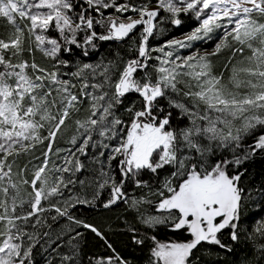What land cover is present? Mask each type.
Wrapping results in <instances>:
<instances>
[{"label": "snow or ice", "instance_id": "obj_1", "mask_svg": "<svg viewBox=\"0 0 264 264\" xmlns=\"http://www.w3.org/2000/svg\"><path fill=\"white\" fill-rule=\"evenodd\" d=\"M152 3L0 0L10 26L0 36V264H128L76 215L97 202L126 204L148 231L191 237L161 242L131 228L135 244L152 241L148 264H195L202 243L231 252L220 238L226 229L232 242L243 236L250 245L245 264H264V180L242 184L244 165L264 153V0ZM181 14L197 27L150 46L162 23L181 25ZM217 33L211 53L181 54ZM109 41H131V57L79 59ZM224 49L232 52L227 81L211 59ZM131 94L139 99L125 106ZM65 137L67 147H57ZM127 185L152 199H130ZM246 201L261 216L250 232L240 228ZM81 228L112 254L86 258Z\"/></svg>", "mask_w": 264, "mask_h": 264}, {"label": "trees", "instance_id": "obj_2", "mask_svg": "<svg viewBox=\"0 0 264 264\" xmlns=\"http://www.w3.org/2000/svg\"><path fill=\"white\" fill-rule=\"evenodd\" d=\"M136 3H141L143 0H134ZM162 12V11H161ZM165 17L167 13H163ZM161 16V13H160ZM179 18L182 20L180 26H173L165 21L166 26L169 25V36L177 35L186 32L190 27L189 23L191 19L189 15L181 14ZM142 30V26H138L137 34ZM10 31V26L7 25L6 21L0 20V36H4ZM155 39L150 40V46L155 43ZM131 41L127 42H101L99 52L90 58L80 57L84 62L95 63L101 58L105 60L113 59L118 53L120 58L128 60L131 57V49L129 44ZM38 63H46L39 54L36 56ZM66 71V69H62ZM138 95L131 94L128 95L125 100V106L129 105L132 101L138 100ZM66 139L60 141L57 147H67ZM36 154H39V149H37ZM28 159V157H21L18 163L23 166V163ZM248 169L245 176L242 178V184L245 187H251L252 185H259L260 181L264 180V153H261L255 157L252 161L244 165ZM125 191H133L137 199L147 198L152 199L150 193L147 189H137L133 185H127ZM108 190H105L101 196V200H106L108 198ZM141 211L146 215L156 214L150 205L144 204L141 206ZM258 205L251 201H246L245 207L241 213L240 228L243 232L244 230L251 231L255 222L261 219L260 215H257ZM76 215L78 218L85 223L92 224L102 231L115 248L116 252L124 257L128 264H148L150 249L152 247V241H146L143 246L137 245L132 240V235L130 232L131 228H136L137 232L143 235H156L157 240L161 242L170 241H187L191 237L185 230L181 231H171L164 228H157L152 231H148L146 226L139 223L138 214L128 208L124 203H119L118 205L112 207L111 209H103L100 206V202H97L95 206H78ZM80 231L83 233V251L86 258L92 257H107L111 255V251L106 247L103 240L99 239L94 233L87 229L81 228ZM221 240L223 243L229 244L231 246V252L221 249L215 245H209L202 243L196 250H194L193 259L195 264H245V261H251L254 259L253 253L250 249V245L244 243V238L241 236L239 242H232L229 239V230H224L221 235Z\"/></svg>", "mask_w": 264, "mask_h": 264}, {"label": "rangeland", "instance_id": "obj_3", "mask_svg": "<svg viewBox=\"0 0 264 264\" xmlns=\"http://www.w3.org/2000/svg\"><path fill=\"white\" fill-rule=\"evenodd\" d=\"M150 8L155 7V0H153V3L149 5ZM109 12H112V10L110 9ZM163 13L165 14V12H161V16H164ZM126 15H132L133 18H138V16H136L135 14L132 13H128ZM168 15V14H167ZM189 18L191 19V22L189 23V29L181 34H177V35H171L169 36V28H172L170 25L168 27V25L166 26L165 22L162 23L160 25V27L162 29H164V33L163 35H160L159 33L157 34L156 38H155V43L152 45V47H156L159 44L163 43L164 40H171V39H183L186 35H188L195 27H197V22L195 21L194 18H192L189 15ZM219 34H215L213 40L211 41H195L193 42V47L189 48V49H183L181 50V54L182 55H187L191 52L194 51H199L201 54L203 53H211L214 49L217 43H219V40L216 39V36H218ZM249 53L245 52V56H247ZM232 56V52L230 49H224L222 50L219 54H217L214 57H211L212 59V63L214 65V70L215 73L217 75H219L221 72L224 73V78L225 81H227V78L229 76V70L225 68V65L228 64L229 62V58ZM243 58L239 55L236 56L235 60H233L234 64H237L240 60H242ZM229 67H231L229 65ZM128 197L130 199H137L136 195L134 194L133 191H127L126 192Z\"/></svg>", "mask_w": 264, "mask_h": 264}]
</instances>
